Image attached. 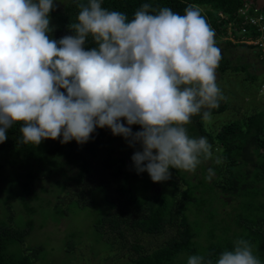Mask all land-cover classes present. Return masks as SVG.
<instances>
[{
  "label": "trees",
  "instance_id": "1",
  "mask_svg": "<svg viewBox=\"0 0 264 264\" xmlns=\"http://www.w3.org/2000/svg\"><path fill=\"white\" fill-rule=\"evenodd\" d=\"M32 1L46 25L0 0V197L7 206L22 194L7 190L15 184L5 179L6 164L30 186L46 192L53 185L63 195L66 182L82 185L96 170L94 158L112 170L117 192L135 211L129 219L113 200L99 220L120 231L124 247L122 229L131 232L132 264H264V113L211 130L205 119L229 106L195 80L208 83L215 71L260 79L252 69L264 67L262 47L241 42L237 30L244 0ZM229 34L234 39H222ZM244 35L259 32L250 27ZM166 52L176 58L170 65L157 60ZM130 64L147 67L146 77L125 82L134 70L123 75L119 68ZM125 89L158 93V103L132 117L118 107ZM32 226L0 221V264H37L21 234ZM165 231L161 243L143 244ZM16 243L19 256L11 251Z\"/></svg>",
  "mask_w": 264,
  "mask_h": 264
},
{
  "label": "rangeland",
  "instance_id": "2",
  "mask_svg": "<svg viewBox=\"0 0 264 264\" xmlns=\"http://www.w3.org/2000/svg\"><path fill=\"white\" fill-rule=\"evenodd\" d=\"M33 2L32 0H9V10L15 12L29 10L34 14V22L37 25H46L48 20L44 16L43 10H30ZM157 60L170 65L172 61H176V58L173 52H166ZM173 66L175 69L178 68L176 64ZM258 66L261 71L252 69L260 74V79L256 80L246 78L247 74L243 71L237 73L215 71L208 83L195 79L202 88L215 90L222 102H227L229 106L224 112L210 114L205 119L209 129L217 130L221 124L230 120L243 119L251 113L259 111L264 113V81H262L264 79V67L261 64ZM137 68L136 64H130L128 67L120 66L119 72L122 71V74L125 75L126 70H134L131 73H126L125 82L133 75L146 77L145 69L147 67L141 68V71H136ZM150 69L157 71L158 68L154 65ZM132 85L134 82L131 79L130 86ZM151 94L148 92L144 95L133 94L126 89L121 90L119 92L121 102L118 107L127 108L132 117H137L141 108L147 104L158 103V93ZM163 95L160 94V97ZM124 99L127 101L124 102ZM141 100L144 101L140 102ZM132 105L135 107L133 108ZM186 119L188 118L186 117ZM205 162L208 165L211 164L210 161ZM91 163L96 166V170L86 177L82 185H77L72 181L66 182L67 187H64L62 192L64 190L66 192L68 188L70 193L63 195H59V188L53 185L45 184L46 192L38 190V187H43L42 184L36 187L30 186L25 178H20L16 172L9 171L10 165L6 164L5 171L8 173L5 179L15 184L14 187L9 186L7 190L17 189L18 192H14V197H20L21 194L22 197L12 201L10 207L7 206V198L0 197V221L5 219L6 222L20 230L25 228L29 222H33L31 229L27 227L21 234H28L23 246L29 247L30 253L33 249V258L36 259L37 264H41L37 258L50 262L55 261L56 264H132L131 261L137 257L132 247L134 237L129 230L122 229V232L126 233L128 237V246L124 247L120 231L111 230L106 223L99 225V220L108 213L109 209L112 210L110 201H116L117 210L121 213H127L129 219H132L135 211L117 192L120 182L114 180L110 173L112 170H105L102 162L96 161L94 158ZM179 184L182 186L181 182ZM97 185H105V187L100 186L88 191ZM5 192V187L0 185V194L4 196ZM52 194H58V197H55L57 199H42H46L48 196L53 198ZM28 196L35 198L28 200ZM90 197H93V200L89 203ZM129 212L133 213L129 214ZM168 235L169 233L165 231L156 236L147 237L143 244L148 246L159 244L169 238ZM140 244L142 243L140 242ZM35 247L40 250L37 252L34 250ZM11 251L16 256L23 254L18 243L12 245Z\"/></svg>",
  "mask_w": 264,
  "mask_h": 264
},
{
  "label": "built area",
  "instance_id": "3",
  "mask_svg": "<svg viewBox=\"0 0 264 264\" xmlns=\"http://www.w3.org/2000/svg\"><path fill=\"white\" fill-rule=\"evenodd\" d=\"M218 15L221 19H225L226 15L219 11ZM237 16L242 19L237 30L243 37L241 38V42H246L248 44H256L262 47L263 54L262 59H264V8L257 5L252 0H244L243 5L239 8L237 12ZM235 21H230L227 27L229 32L234 29ZM251 27L256 29L259 32V35L256 37L248 36L245 37L244 33L249 31ZM225 39H234L232 34H229L228 37H224Z\"/></svg>",
  "mask_w": 264,
  "mask_h": 264
},
{
  "label": "water",
  "instance_id": "4",
  "mask_svg": "<svg viewBox=\"0 0 264 264\" xmlns=\"http://www.w3.org/2000/svg\"><path fill=\"white\" fill-rule=\"evenodd\" d=\"M252 1H254L260 7L264 8V0H252Z\"/></svg>",
  "mask_w": 264,
  "mask_h": 264
},
{
  "label": "clouds",
  "instance_id": "5",
  "mask_svg": "<svg viewBox=\"0 0 264 264\" xmlns=\"http://www.w3.org/2000/svg\"><path fill=\"white\" fill-rule=\"evenodd\" d=\"M66 193H69V190H68V188H67V191H66Z\"/></svg>",
  "mask_w": 264,
  "mask_h": 264
}]
</instances>
